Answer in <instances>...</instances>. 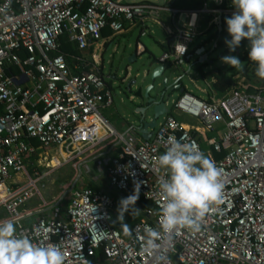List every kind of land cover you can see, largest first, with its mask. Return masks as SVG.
I'll use <instances>...</instances> for the list:
<instances>
[{
  "label": "built area",
  "instance_id": "built-area-1",
  "mask_svg": "<svg viewBox=\"0 0 264 264\" xmlns=\"http://www.w3.org/2000/svg\"><path fill=\"white\" fill-rule=\"evenodd\" d=\"M234 11L231 0H205L185 9L151 1L0 0V185L5 190L0 220L13 221L17 234L34 243L59 245L65 264H264V86L248 92V83L234 80L209 99L183 91L173 109L196 118L202 130L166 114L149 139L139 140L115 130L100 113L112 95L95 57L92 67L76 73L78 64L70 66L58 49L64 33L84 49L104 27L118 33L126 24L151 20L170 38L157 60L178 62L200 32L186 17L208 15V24L219 26L221 16ZM163 12L170 26L161 19ZM178 43L186 47L183 55ZM170 139L193 144L215 162L223 193L199 231L180 229L147 250L146 230L159 228L157 181L166 176L157 158ZM69 162L74 175L62 210L58 201L44 199L37 184ZM93 168L125 198L139 184L138 196L151 202L129 233L113 225L115 202L107 192L77 186ZM32 197L41 202L26 208Z\"/></svg>",
  "mask_w": 264,
  "mask_h": 264
},
{
  "label": "clouds",
  "instance_id": "clouds-1",
  "mask_svg": "<svg viewBox=\"0 0 264 264\" xmlns=\"http://www.w3.org/2000/svg\"><path fill=\"white\" fill-rule=\"evenodd\" d=\"M232 4L235 11L225 18L231 39L225 43L230 52H235L242 40H249V59L256 65V76L264 79V0H232ZM178 45L183 55L186 47ZM221 60L233 68L241 65L234 55L223 56ZM157 163L166 176L157 181L162 201L159 228L146 230L144 247L147 250L158 248L157 241L162 236L171 237L180 229L199 231L211 206L219 204L224 188L222 170L191 143L170 139ZM138 193L139 184L133 195L121 199L120 220L135 205ZM124 227L126 234L129 233L128 226ZM0 264H65V255L57 244L41 245L18 235L14 222L5 219L0 220Z\"/></svg>",
  "mask_w": 264,
  "mask_h": 264
},
{
  "label": "rangeland",
  "instance_id": "rangeland-1",
  "mask_svg": "<svg viewBox=\"0 0 264 264\" xmlns=\"http://www.w3.org/2000/svg\"><path fill=\"white\" fill-rule=\"evenodd\" d=\"M124 2H138V1H151L155 3H165L166 0H123ZM231 15H223L224 18L231 17ZM148 26L153 31V37L148 35H143L139 37V40L146 46L147 52L141 54V57L138 58L136 61L129 63L132 67L131 75L132 77L136 72L139 73L140 76L136 77L137 80L141 77V63L142 61H145L146 58L149 56V54L154 55L155 57H158L162 54V46L159 40L164 39V35L162 33V30L159 26L154 25L153 23H148ZM202 34L193 39V43H203L204 50L208 52V58L207 60H212V63H208L207 61H204L202 63H198L194 65L190 70V76L195 80L197 84H199L201 87H207V83L210 82V73L213 72V70L217 69L222 71L223 73L230 75H233L234 80L242 81L244 83L252 84L253 87L259 88L263 86L264 79H261L256 76L255 74V68L256 65L250 61L249 59V51H250V45L248 40L241 41V44L238 48H236L235 52H230L229 48L227 47L225 40H230L231 37L229 36L227 29L221 33L220 36H218V26L216 25H207V23L204 25V28L202 30ZM139 33V29L136 28L133 30V34L128 39H124L123 37L116 38L115 42L119 45L118 50L113 52L112 47H108L103 52V74L104 76L107 74L110 62H118L120 59L119 52L122 50L123 45H125L128 42H134L136 36ZM127 51V50H126ZM226 55H234L239 58L241 61V65L239 68H233L230 65H227L222 62L221 57ZM197 59V56L193 54L190 57V61H194ZM184 64H182V67L186 69L187 60H183ZM253 63V64H252ZM126 62L124 60L123 65H125ZM166 66H168L166 64ZM252 66V67H250ZM199 67V68H198ZM250 68L254 69V75L251 77V79H248L246 76L242 75L243 70H250ZM198 70V73L195 71ZM206 73V74H205ZM204 75H208L207 77H204ZM106 79V78H105ZM148 79H146L147 81ZM108 81V79H106ZM183 83L187 85V88L191 89L194 95L200 96L202 93L194 87V84L188 81L187 77H184ZM112 95L113 102L110 106H99V111L102 114V116L106 117L107 120L111 121L113 126L118 129V131H122L124 127L129 126L130 124H133L132 118H129L127 121L124 118H121L122 113L126 112V108L131 106L130 101L128 99L129 92L124 89V85H120L118 81H114L113 84L109 87ZM204 95V94H202ZM168 108H172V102H168ZM113 113V114H111ZM174 113H180V111L174 110ZM181 114V113H180ZM183 116L187 117L189 120H195V118H190L191 116L187 114H183ZM161 120V117L158 118V121ZM214 135V133H213ZM204 148L203 143L201 144ZM55 160H52L49 162V165H53V162ZM46 171V170H45ZM27 172L31 174V167H27ZM90 171L83 172V181H86V176ZM74 175V170L71 166V163H65L64 166H60L58 168L51 169L48 173H46L39 181H38V187L42 193V196L49 204H54V202L58 201V204L60 208L63 210L65 204L67 203V200L70 196L69 190L64 193L65 189H69L72 182V178ZM100 178L101 182H104L106 185V188H109L108 182L106 180V177L103 176ZM13 179V178H12ZM12 179H9L11 181ZM21 179H24V176L21 175ZM84 182L78 183V187H82L84 185ZM108 194H110V197L114 202L116 203L114 206L113 211V219L114 221H118L119 219V212L118 207L121 199L125 198L124 196L120 195V192L117 190L110 188L107 190ZM64 193V194H63ZM38 202H41L37 197H32L30 200H28L26 204V208L34 207ZM2 208H0V216L2 213ZM130 212H125L124 216L128 217ZM124 217V219H125ZM114 225V222H113Z\"/></svg>",
  "mask_w": 264,
  "mask_h": 264
},
{
  "label": "crops",
  "instance_id": "crops-1",
  "mask_svg": "<svg viewBox=\"0 0 264 264\" xmlns=\"http://www.w3.org/2000/svg\"><path fill=\"white\" fill-rule=\"evenodd\" d=\"M165 3H169L171 6H174V7H178V8H183V9H185V8H196V7H198V6H190L189 4H187V3H185V2H182V3H177V0H166L165 1ZM203 3V2H202ZM159 4V3H158ZM161 4H164V3H161ZM161 19H163L165 22H166V24L167 25H171V19H170V17H169V15L166 13V12H163L162 14H161ZM186 19H187V21L189 22V23H197V25H198V29L200 30V32H199V34L196 36V37H198L199 35H201L202 34V30H203V28H204V25L207 23V25L209 26V24H208V20L210 19V17L208 16V15H206V16H200L199 17V19H197V18H195L194 16H188V17H186ZM153 23L154 25H157V26H159L158 24H156V23H154L153 21H151V20H146L145 21V25H142L141 23H134V24H126L125 25V28L122 30V31H120V32H118V33H114L110 28H108V27H104L102 30H101V32H100V35H99V37H98V39H94V40H92L91 42H89L88 44H87V46H86V48H84V49H79V51H80V55L78 56L79 58H81L82 60L81 61H74L73 62V65H75L76 63L78 64V70H80V69H83V68H90V67H92V65H94V64H96V65H99V68H100V71H101V73H102V75H103V77H104V80H105V82H106V85H107V88H109L112 84H113V82H112V84H109L108 83V81H109V78H110V75H111V71L110 70H108V72H107V74L104 76V74H103V52L108 48V47H112V50H113V52H115V51H117L118 50V47H119V45L115 42V40H116V38H118V37H123L124 39H128L129 37H131L132 36V34H133V30L134 29H136V28H138L139 29V33H138V35L136 36V38H135V41L134 42H128V43H126L125 45H123V48H122V50L119 52V54L121 55V57L123 58V60H125L129 55H130V53L131 52H135V55H136V57H137V59L138 58H140L141 57V54H143V53H145V52H147V48H146V46L139 40V37L140 36H143V35H148V36H151V37H153V31L150 29V27L148 26V23ZM220 26V25H219ZM219 26H218V29H219ZM160 27V26H159ZM160 29L162 30V33H163V35H164V39H161V40H159L160 41V43H161V46H162V49H163V51L164 50H166L167 48H168V46H169V44H170V38H169V36L167 35V33H166V31H164V29H162L161 27H160ZM219 36V35H218ZM196 37H194L193 39H195ZM142 45V47H143V50L142 51H140V52H138V50H137V45ZM128 46H130V48H128ZM201 46H203V43L202 42H200V43H196V44H194L193 43V40L191 41V42H189L188 43V45H187V51H186V54L184 55V56H182L181 58H179V60H178V62H174L173 61V59H167L166 61H165V63L166 64H176V65H179V66H182V64H184L183 62V60L185 59V60H187V58L190 56H192L193 54H195V51L197 50V49H199ZM127 51H126V50ZM124 51V53H122ZM162 51V52H163ZM205 51V50H204ZM196 55V54H195ZM197 56V55H196ZM93 57H95V59H96V62L94 63V60H93ZM151 57H154L156 60L158 59V57H155L154 55H152V54H149V56L146 58V60H148V59H150ZM198 57V56H197ZM136 59V60H137ZM134 60L135 59H132L131 61H130V63H132V62H134ZM180 61H182V63L180 64L179 62ZM189 61L190 60H187V63H185V64H188L189 63ZM83 62V63H82ZM144 61H142V63H143ZM94 63V64H93ZM141 63V64H142ZM72 65V66H73ZM127 66H128V70H129V75L127 76V79H126V81H132V75H131V71H132V67H131V65L129 64V63H127ZM187 67V66H186ZM199 68V67H198ZM196 73H198V70H196L195 71ZM217 73H218V70L217 69H215V70H213V72H211L209 75H210V78H211V80H210V82L209 83H207L208 85H207V87H201L199 84H197L196 82H195V80H193V78L190 76V74L188 75V81L189 82H191V83H193L194 84V87H196L199 91H200V93H202V94H204V95H200V96H197V97H200V98H203V99H209V97L210 96H212V95H215V96H219V95H221V94H219L215 89H214V87H213V83L216 81V75H217ZM206 74V73H205ZM208 75H204V77H207ZM236 76V75H235ZM108 79V81H106V79ZM234 78V77H233ZM180 87H183V89L182 90H180ZM180 87L179 88H177V89H174L173 91H172V94H171V96H169L168 98H167V103H166V107H167V110H166V112L163 114V115H161V116H159V117H161V120L163 119V117L166 115V114H172V115H174L175 116V118L177 119V120H179V121H181L186 127H190V126H198L199 128H201V130H202V126H201V124L198 122V120L195 118V120H189L187 117H185V116H183V114L184 113H177V114H175L174 113V109H173V106H172V108L171 109H169L168 108V102L169 101H171V102H173L176 98H177V96L181 93V92H183V91H189V92H191L192 94H193V92L191 91V89H189V88H187V85L185 84V83H183V80L181 81V84H180ZM131 89H132V87H131ZM130 93H132V92H129V94ZM112 102H113V100H112ZM111 102V103H112ZM111 105V104H110ZM109 105V106H110ZM169 111H171V113H169ZM127 112H128V110H127V108H126V112H124V113H122V116H121V118H124L126 121L129 119V118H127V116H126V114H127ZM111 114H113V113H111ZM104 117V116H103ZM105 119H106V117H104ZM190 118H193V117H190ZM133 120V119H132ZM160 120V121H161ZM106 121L115 129V130H117L118 131V129H116L114 126H113V124H112V122L111 121H109V120H107L106 119ZM160 121H158V119H157V123L158 122H160ZM133 124H130L129 126H127V127H124L123 128V130L122 131H118V132H126L129 136H131V137H133V138H135V139H143L142 137H141V135H140V133L137 131V129L136 128H134L133 126H132ZM157 125V124H156ZM131 126L133 127V131H129L130 129H131ZM156 127V126H155ZM155 129V128H154ZM154 129H153V131H154ZM207 132H203L202 134H200L201 136V139H204V137L205 136H207ZM204 145V144H203ZM111 152V151H110ZM109 154V153H108ZM107 154V155H108ZM102 172L99 170V169H96V168H93V170H92V172H90L89 174H88V176H86V181L84 182V181H82V183L84 182V187H91V188H94V189H101V190H103V191H105V192H107L108 193V189H110V188H112L110 185H109V183H108V185H109V188L107 189L106 188V185H105V183L104 182H101L100 181V178L102 177ZM103 176H105V175H103ZM20 177V176H19ZM85 179V178H84ZM106 180H107V178H106ZM108 182V181H107ZM5 195V190H4V185L3 186H1L0 187V198L1 197H3ZM110 195V194H109ZM120 195H122L121 193H120ZM123 196V195H122ZM114 201V200H113ZM116 204V203H115ZM135 206V205H134ZM0 208H2V207H0ZM2 210H3V208H2ZM140 212H141V210H140ZM142 214V213H141ZM4 215H5V212H4V210L2 211V213H1V216H0V219L1 218H3L4 217ZM124 217L125 216H123V220H118V221H113L114 222V225L121 231V232H123L124 234H126V231H125V227H124V225H127L128 226V228L133 224V223H135L136 221H138V220H136V221H134L133 223H128L127 221H126V217H125V219H124Z\"/></svg>",
  "mask_w": 264,
  "mask_h": 264
},
{
  "label": "water",
  "instance_id": "water-1",
  "mask_svg": "<svg viewBox=\"0 0 264 264\" xmlns=\"http://www.w3.org/2000/svg\"><path fill=\"white\" fill-rule=\"evenodd\" d=\"M248 42L250 45L249 40ZM195 54L198 56L197 59L189 61L186 64V69L176 64H167L168 66H166L165 62H159L151 57L141 64L140 79L137 80L136 77L140 75L136 72L132 81H126L130 73L127 63H130L132 59L136 61L135 52H131L125 59V65H123L124 60L121 56L118 62H110L111 75L108 83L112 84V82L118 81L120 85H124L126 91L132 92L128 96L131 106L127 107L126 116L133 119L132 126L137 129L143 139L150 138L157 124V119L167 110V98L171 96L174 89L180 87L184 77L188 78L191 68L204 61L209 64L212 63V60H207L208 52L204 51V46L197 49ZM187 60H190V56ZM179 63L181 64L182 61ZM146 79L148 80L146 81ZM182 89L183 87H180V90Z\"/></svg>",
  "mask_w": 264,
  "mask_h": 264
},
{
  "label": "trees",
  "instance_id": "trees-1",
  "mask_svg": "<svg viewBox=\"0 0 264 264\" xmlns=\"http://www.w3.org/2000/svg\"><path fill=\"white\" fill-rule=\"evenodd\" d=\"M205 0H177V3H182L185 2L189 4L190 6H200L202 2ZM208 1V0H206ZM232 2V0H231ZM212 5V3H211ZM233 5V4H232ZM227 29V25L225 22V18L221 16V23H220V29H218V35L220 36L223 31ZM247 39H244L245 41ZM58 49L59 52H62L65 54L66 60L70 66L73 65V62L76 61L74 57H78L80 55V51L76 43L73 41H70L68 38V35L66 33L62 34L58 38ZM253 64V63H252ZM252 67V66H250ZM13 70H16L15 67L12 68ZM73 72L78 73L79 70H74ZM242 75L246 76L248 79H251V77L254 75V69L250 68V70H243ZM233 75L235 74H230L227 75L223 73L222 71L218 70V73L216 75V81L213 83L214 89L219 93L222 94L225 90H227L230 85L234 82ZM263 86H264V81H263ZM256 87H253L252 84H248L246 91L248 92H253L256 91ZM171 113V111H169ZM34 144H37L36 141L32 140ZM223 153H215L216 157H220ZM151 202L138 196V199L136 200L135 206H132V209H130L128 212L129 215L126 219L128 223H133L136 220H139L142 217V214L140 210L143 207L150 206ZM131 207V206H130ZM136 209L139 211L137 212Z\"/></svg>",
  "mask_w": 264,
  "mask_h": 264
},
{
  "label": "bare ground",
  "instance_id": "bare-ground-1",
  "mask_svg": "<svg viewBox=\"0 0 264 264\" xmlns=\"http://www.w3.org/2000/svg\"><path fill=\"white\" fill-rule=\"evenodd\" d=\"M3 186V185H0V187Z\"/></svg>",
  "mask_w": 264,
  "mask_h": 264
}]
</instances>
